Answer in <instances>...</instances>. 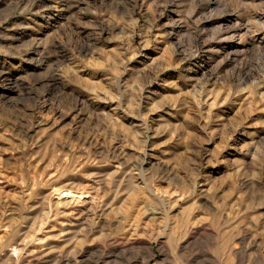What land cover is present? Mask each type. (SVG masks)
Returning a JSON list of instances; mask_svg holds the SVG:
<instances>
[{
    "label": "clouds",
    "instance_id": "obj_1",
    "mask_svg": "<svg viewBox=\"0 0 264 264\" xmlns=\"http://www.w3.org/2000/svg\"><path fill=\"white\" fill-rule=\"evenodd\" d=\"M0 264H264V0H0Z\"/></svg>",
    "mask_w": 264,
    "mask_h": 264
}]
</instances>
